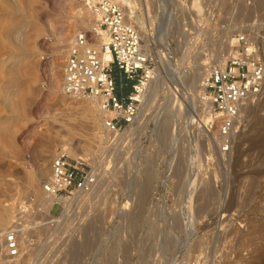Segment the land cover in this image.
I'll use <instances>...</instances> for the list:
<instances>
[{
	"label": "rangeland",
	"instance_id": "1",
	"mask_svg": "<svg viewBox=\"0 0 264 264\" xmlns=\"http://www.w3.org/2000/svg\"><path fill=\"white\" fill-rule=\"evenodd\" d=\"M115 1L139 16L158 66L147 104L117 138L97 100L61 91L71 41L95 20L84 0H0V212L11 220L42 189L31 183L38 167L49 180L64 153L93 160L97 183L79 197L76 226L63 229L71 254L44 253L35 264H264V100L244 108L222 154L209 97L192 92V79L223 64L235 34L264 15V0H168L153 20L140 16L144 0ZM115 78L127 94L131 82L116 67Z\"/></svg>",
	"mask_w": 264,
	"mask_h": 264
},
{
	"label": "built area",
	"instance_id": "2",
	"mask_svg": "<svg viewBox=\"0 0 264 264\" xmlns=\"http://www.w3.org/2000/svg\"><path fill=\"white\" fill-rule=\"evenodd\" d=\"M143 19L164 13L168 0H144ZM94 16L92 27L75 34L63 66L61 91L73 98L98 101L109 137L117 138L139 115L158 66L142 45L141 32L128 11L115 0H84ZM105 37L97 49L94 44ZM236 46L223 64L211 68L204 80L212 115L217 119V142L229 154L242 125V110L248 103L264 100V15L235 34ZM111 55L105 60L103 54ZM115 67L131 82L123 94L115 78ZM98 174L91 159H69L58 153L51 161L50 179L43 184L42 198L30 195L15 208L9 226L0 233V264H35L44 253H57L59 261L71 254L65 226L75 225L79 197L90 194ZM59 207L57 215L52 214ZM27 264V263H26Z\"/></svg>",
	"mask_w": 264,
	"mask_h": 264
},
{
	"label": "bare ground",
	"instance_id": "3",
	"mask_svg": "<svg viewBox=\"0 0 264 264\" xmlns=\"http://www.w3.org/2000/svg\"><path fill=\"white\" fill-rule=\"evenodd\" d=\"M126 1V0H125ZM196 6V5H195ZM128 11V10H127ZM131 11V10H130ZM130 11H128V13H130V15H132L133 14V12L131 13ZM79 18L81 19V21L82 22H85V20L86 19H84V17H83V15L81 14V12L79 13ZM144 23V22H143ZM142 24V23H141ZM89 25V24H88ZM234 39V38H233ZM104 41H106V38L103 36V37H101V40L100 41H98L97 42V40H96V45L95 46H97L96 48L97 49H100L101 48V44L104 42ZM233 44L235 43V39L233 40V42H232ZM145 46V45H144ZM146 47V46H145ZM233 53V50L231 51V54ZM103 57H104V59L105 60H111V55L110 54H108V53H105V54H103ZM226 59V57H225V55H223L222 56V61H224L225 59ZM217 59H220V58H217ZM218 61V60H217ZM208 74V73H207ZM203 75H204V73H203ZM202 76V75H201ZM200 75L199 76H197L196 78L194 77V79H192L193 80V85H192V92H194V94L196 93H199V95L201 96L200 98H202L203 100H204V91H205V88H204V80H205V76H203V78L201 77ZM193 78V77H192ZM202 80H203V82H202ZM197 83V84H196ZM153 84V83H152ZM152 84H151V86H152ZM151 86H150V88H151ZM150 90V89H149ZM149 94V93H148ZM199 95H198V97H199ZM148 96V95H147ZM147 96H146V99H147ZM195 96V95H194ZM196 97H197V95H196ZM146 99H145V101H144V103H143V105L145 104V102H146V104H147V102L148 101H146ZM196 101V100H195ZM256 102V101H255ZM254 102H250V103H248L247 105H250V104H253ZM246 105V106H247ZM245 106V107H246ZM245 107H243V110H244V108ZM197 108V107H196ZM242 110V111H243ZM141 111V110H140ZM195 112H197V110L195 109ZM211 114H212V112H211ZM210 115V114H209ZM194 117H195V114H194V112H193V114H190V123L192 122V121H194L195 122V119H194ZM209 119H210V117H209ZM209 119H207L206 118V116L204 117V119H202L201 121H203L204 123H207L208 122V120ZM197 122V121H196ZM165 123H166V121H165ZM165 123H163V124H165ZM201 124H202V122H201ZM164 126V125H163ZM161 127H162V125H161ZM202 129H204L203 127H202ZM203 131V130H202ZM164 133V132H163ZM202 133V132H201ZM88 146V145H87ZM88 149H91L90 148V145L87 147V150ZM70 151V150H69ZM90 151V150H89ZM88 152V151H87ZM71 155H73L74 153L73 152H69ZM56 155V154H55ZM45 166L44 165H40L39 167H38V169H37V171H36V173L35 174H33L32 176H31V183L32 184H36V183H41V182H47L48 181V178L46 177V170H45V168H44ZM151 177V176H150ZM140 182V181H139ZM43 183V184H44ZM192 185H194V183L192 184ZM43 187V186H42ZM145 187H146V184L145 183H143L142 184V186H141V192H140V194H141V196L143 197L144 196V193L146 194L147 192H145ZM36 198H42V189L40 190V191H37V192H35V194H33ZM192 198H193V196H192V192H191V196H189V201H188V203H191L192 202ZM144 200V199H143ZM136 208V207H135ZM14 209V208H13ZM123 209V208H122ZM10 211L9 210H7V209H4L3 211H1L0 212V227H1V229H0V233L1 232H3L8 226L6 225V224H10V222H11V220H12V216H11V220H10ZM5 226H7L6 228H5ZM77 242V241H76ZM72 251H73V253H74V248H72Z\"/></svg>",
	"mask_w": 264,
	"mask_h": 264
}]
</instances>
